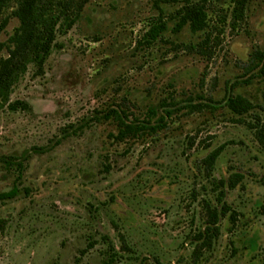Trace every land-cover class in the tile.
I'll use <instances>...</instances> for the list:
<instances>
[{
	"label": "rangeland",
	"instance_id": "rangeland-1",
	"mask_svg": "<svg viewBox=\"0 0 264 264\" xmlns=\"http://www.w3.org/2000/svg\"><path fill=\"white\" fill-rule=\"evenodd\" d=\"M183 2L89 0L57 34L43 73L31 64L15 84L10 101L28 107H0V193L19 189L0 199V264H104L113 251L114 264H264V144L252 127L264 111L240 117L225 106L230 90L264 104V75L232 87L248 78L249 54L264 50V0H248L235 23L233 0H210L221 16L211 24L223 28L211 55L183 46L202 32L174 31ZM161 12L168 29L148 44ZM18 25L10 18L0 39ZM123 98L140 117L159 108L165 126L117 141L103 114ZM220 147L209 170L203 160ZM234 173L243 178L226 182L224 201L237 220L223 216L195 261L203 204L221 208L219 180Z\"/></svg>",
	"mask_w": 264,
	"mask_h": 264
},
{
	"label": "trees",
	"instance_id": "trees-1",
	"mask_svg": "<svg viewBox=\"0 0 264 264\" xmlns=\"http://www.w3.org/2000/svg\"><path fill=\"white\" fill-rule=\"evenodd\" d=\"M88 1L0 0V35L6 29L10 18L16 17L19 20V25L10 37L6 41L0 39V53L4 50L7 51L6 56L0 57V107L8 105L11 110L28 107V104L23 101H10L13 87L27 72L31 64L35 67L37 74L43 73L45 62L52 52L57 34L60 31L68 30L75 24ZM247 2L248 0H233L232 16L234 23L243 18ZM209 5L210 0H184L183 4L171 14V19L175 23L173 28L175 32H180L188 26L193 33L202 32L204 34L197 43L183 44L186 50L201 55H211L214 30L218 29L215 23L211 24V13L221 19V16ZM10 7L13 8L12 12L4 17V12ZM167 29V17L161 12L152 20L149 30L144 35L146 43H155ZM221 32H223V28L218 29V33ZM245 68L248 78L242 82H235L232 87L239 83H251L254 78L264 75V50H253L249 54ZM225 106L240 117L249 114L258 107L264 111V104L256 105L248 97L235 94L232 90L225 99ZM132 107L133 105H129L126 98H123L115 108H109L103 114L104 119L115 124L117 134L114 137L117 141L124 142L153 135L165 126L164 117L160 115L159 108L149 107L140 117L135 110H132ZM167 114L170 115V112ZM256 121L252 127L256 129V136L259 141L264 144V124H261L259 115H257ZM221 151L222 147L217 148L204 158L203 161L209 170L213 167ZM5 163L9 166L13 165L10 160H5ZM17 165L22 166L21 163ZM242 178L241 174L234 173L230 175L227 181L219 180L222 189L218 193L217 200L221 204V208L213 206L210 202H204L205 227L195 237L197 241L194 250L195 261L199 259L203 250L213 246L214 241L220 235L219 223L223 216L229 214L233 223L237 220V212L224 201V185L228 182L230 188H235ZM18 191V187L14 186L9 191L1 192L0 199L14 198ZM260 211L264 215V203ZM1 222L3 221L0 220ZM116 256L117 253L114 251L109 253L104 264H114Z\"/></svg>",
	"mask_w": 264,
	"mask_h": 264
}]
</instances>
